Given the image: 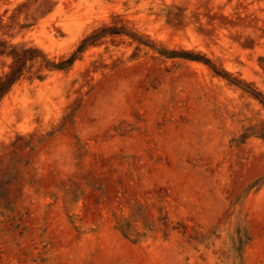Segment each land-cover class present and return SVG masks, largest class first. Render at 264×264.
Instances as JSON below:
<instances>
[{
    "label": "rangeland",
    "instance_id": "obj_1",
    "mask_svg": "<svg viewBox=\"0 0 264 264\" xmlns=\"http://www.w3.org/2000/svg\"><path fill=\"white\" fill-rule=\"evenodd\" d=\"M1 43L74 61L0 99V264H264V0H0Z\"/></svg>",
    "mask_w": 264,
    "mask_h": 264
},
{
    "label": "trees",
    "instance_id": "obj_2",
    "mask_svg": "<svg viewBox=\"0 0 264 264\" xmlns=\"http://www.w3.org/2000/svg\"><path fill=\"white\" fill-rule=\"evenodd\" d=\"M83 40L78 47V51H82L86 48V41ZM9 48V51L7 49ZM41 58L40 68H46L50 70L62 69L63 64H72L74 56L67 61L54 64L53 62L46 59V56L41 50L37 48L24 49L23 46H6L5 43L0 44V56H7L11 59V65L9 71L0 76V99L9 91L11 86L17 82L25 71V64L27 61H34L37 59V55ZM37 79L43 80L42 76H37Z\"/></svg>",
    "mask_w": 264,
    "mask_h": 264
}]
</instances>
